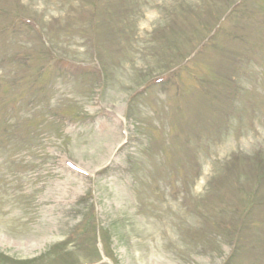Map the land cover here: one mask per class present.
Instances as JSON below:
<instances>
[{"label": "rangeland", "instance_id": "obj_1", "mask_svg": "<svg viewBox=\"0 0 264 264\" xmlns=\"http://www.w3.org/2000/svg\"><path fill=\"white\" fill-rule=\"evenodd\" d=\"M0 264H264V0H0Z\"/></svg>", "mask_w": 264, "mask_h": 264}]
</instances>
